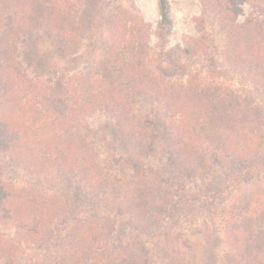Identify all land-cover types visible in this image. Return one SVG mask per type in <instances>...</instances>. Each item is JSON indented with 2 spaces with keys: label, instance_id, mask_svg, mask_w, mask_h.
I'll list each match as a JSON object with an SVG mask.
<instances>
[{
  "label": "rangeland",
  "instance_id": "obj_1",
  "mask_svg": "<svg viewBox=\"0 0 264 264\" xmlns=\"http://www.w3.org/2000/svg\"><path fill=\"white\" fill-rule=\"evenodd\" d=\"M44 2L27 1L29 21L11 40L0 31V53L6 58L4 61L0 59V69L12 55L15 60L9 63L27 80L33 83L43 81L52 89H49L52 96L70 80L88 76L98 69L104 74L101 63L110 53L113 16L119 6L136 17V24L142 22L150 27V52L144 67L140 68V75L144 80L173 85L176 89L174 98L179 103L176 109L167 108L161 105L154 91L135 90L118 97L116 105L103 106L92 112L84 99L79 100L84 107L77 108L79 119L75 122L66 110L68 100L56 99L55 107L64 118L58 124L45 122L44 116L33 114L36 111L27 109L19 101L16 104L12 100L16 96L10 92L5 109L0 108V127L7 130L6 133L0 130V264H47V260L67 264L66 261L73 258L71 255L63 256V259L57 255L62 250L66 233L57 235L53 225L46 227L49 231L44 232L42 241L41 228L35 217L47 208L34 204V196L46 199L61 197L64 215L69 222L73 213L79 212L83 220L94 214L93 202L107 207L106 214L102 215L113 223L107 240L129 250L121 261L132 257V264H138L140 256L145 254L152 259L162 256L161 264H166L165 251L180 253L187 264H230L229 260L238 255L237 245L228 243L229 218L219 209L212 206L215 211L204 209L195 214L182 199L175 198L167 204V213L158 233L160 236L153 242L144 241L133 235L129 224L131 219L121 212L125 206L115 199L122 184L120 188L112 184L114 186L110 185L108 192H99L90 189L105 188L103 182L98 186L86 182L94 175H100L106 181L123 179L131 184L139 172H144L150 187H154L152 190L177 188L179 196H185V191L213 186L222 188L229 169L214 163L212 157L204 153L203 156L196 154L194 164L185 162L175 149L171 124H191L189 118L218 109L213 99L216 95L226 97L231 93L248 101V107H245L247 114H264V88L252 81L247 72L235 69L227 59L232 44L252 48L264 46V0H205V8L200 0H169L173 31L163 40L157 38L161 22L158 0H63L58 6L47 4V7ZM42 12L53 14L58 23L56 29L36 21L44 14ZM249 20L252 22L248 23ZM202 37L205 40L195 49L197 56L185 55L182 61L175 63L165 58V52L188 48L189 44ZM7 38L12 45L10 47L2 45ZM184 87L191 90L184 93ZM219 111L231 113L228 107ZM39 122L45 123V128H34L50 131L46 141L48 145L55 146L52 160L45 168L41 163H33L35 153L29 147L33 141L40 140L41 134L34 129V136L27 134L23 145L16 138L17 132ZM135 127L152 133L137 136ZM35 135L39 139L36 140ZM14 139L16 143L12 142ZM71 139L79 148L82 146L84 161L87 158L83 153L91 154L88 165L93 168L94 175L85 167L87 161L79 173L69 169L64 173L60 164L67 158L60 156L57 145L64 148V142ZM2 141L12 145L11 151L15 156L6 153L8 151L3 149ZM23 148L28 150L23 152ZM73 162L71 160L68 164ZM241 184L242 190L250 188L247 182ZM238 192L225 193L223 210L232 208L233 201L240 195ZM138 193L136 191L135 195ZM8 197L14 202L13 206L6 204ZM249 245L240 240L238 246L245 250L258 249L262 246L259 236L254 234ZM77 259L82 264L91 263L89 258L84 260L79 256ZM115 259L119 261L120 258ZM142 264L148 262L143 260Z\"/></svg>",
  "mask_w": 264,
  "mask_h": 264
},
{
  "label": "trees",
  "instance_id": "obj_2",
  "mask_svg": "<svg viewBox=\"0 0 264 264\" xmlns=\"http://www.w3.org/2000/svg\"><path fill=\"white\" fill-rule=\"evenodd\" d=\"M27 1L0 0V31L3 34H7L10 40L29 21ZM42 1H47L44 2L46 7L47 4L49 6L52 4L58 6L59 3H63V0ZM204 1L200 0L205 8ZM158 6L161 22L158 27L157 38L163 40L166 35H170L173 31L169 0H158ZM204 12L206 13L207 10L205 9ZM42 14L36 21L45 27L56 29L58 23L53 18V14L50 15L49 12H42ZM137 20L142 21L140 19ZM252 20H249L248 23H251ZM136 22V17L133 14H129L123 7L118 6L114 12L111 27L110 53L104 62L101 63V66H104L103 72L106 77L98 69L88 76L68 81L64 86L59 87L56 92L52 91L54 96L50 92L52 89L46 87L43 81L33 83L27 80L24 74H20L15 66L9 63L15 60V57L11 55L8 62H4L0 69V91L4 89L0 94L1 110L5 109L7 99L11 96L10 92H12L13 96H16L12 99L16 104L20 102L27 109H33L36 113L30 112L44 116L47 120L45 122L55 121L59 124L64 118L59 110L56 109L55 103L59 99H67L66 110H68L70 118L72 117L71 120L76 122L79 119L77 108L84 107V104H79V100L85 99L86 107L93 112L103 106L109 108L111 105H116L117 102L115 101L118 97L135 90L154 91L158 99L161 100L162 106L176 109L179 102L174 98L176 89L173 85L162 81L144 80L140 75V68L144 67L150 52V27L142 24V22L138 25ZM128 26L130 29H128ZM199 28L203 32L202 28ZM8 38L4 39L2 45L12 46ZM204 40L202 37L200 40L189 44L188 48H178L165 52L164 56L173 63L182 61V57L185 55L197 56L198 51L195 49ZM232 46V50L228 52L229 57L227 56L229 64L241 72L250 74L252 81L257 82L264 88V46L258 45L255 46L256 48H252L237 43L232 44ZM0 50L2 52V49ZM1 54L0 59L4 61L6 58ZM110 72L112 75H110ZM116 73L118 75L113 77ZM182 90L186 93L191 89L188 90L184 87ZM213 99L216 105L219 106L217 110L208 113L203 112L196 118H189L192 123L188 125H184V122L171 124V128L174 131L175 149L180 152L185 162L194 164V159L198 156L196 154L203 156L202 154L204 153L206 156H211L214 163L229 169L227 180L222 185V188L211 186L212 188L208 187L207 189H198L191 192L185 191V196H179L176 192L177 188L152 190L153 186L150 187L144 172H139L137 179H134L131 184L123 179L106 181L102 176L94 175L93 168L88 165L91 154L84 152L83 154L87 158L85 167L91 173L93 172L92 174L94 175L86 183L91 186H98L100 182H103L106 186L105 188L98 186V188L95 187L96 189L93 187L90 189L99 192H108L109 186L112 184H115L118 188L122 184V188L116 194L117 198L115 196V199L124 204L126 210L124 208L121 212L131 219L129 224L133 235L144 241L153 242L160 236L158 233L162 229L163 219L167 213V204L175 198L182 199L184 204L190 207L189 209L195 214H200L204 209L215 211V209L211 208L213 206L229 218L227 222V241L237 245L238 255L233 260H229V263L264 264V114L260 116L247 114L245 107H248V101L235 93H231L226 97L216 95ZM118 107L119 105L116 106V109ZM224 107L229 108L231 111L230 115L219 111V109L221 110ZM25 119L26 121L28 120V118ZM38 125H29L23 131L17 132L16 138L23 145L27 134L34 136V129L41 134L40 140H37L39 136L35 135L34 138H36L37 142L33 141L29 147L34 149L32 150L35 153L32 158L33 163H41L42 167L44 166L45 168L52 160L51 156L55 146L48 145L46 141L47 134L50 131L44 132L34 128L35 126L45 128V123L39 122ZM0 130L4 133L7 131L2 127H0ZM134 131L137 136L141 137L152 133L150 130L137 129V127H135ZM9 133L12 132L10 131ZM2 142L3 149L8 151L6 153L15 156L13 151H11L12 145L8 141ZM12 142L16 143V140L14 139ZM58 146L57 148H60L61 152L60 156L67 158L65 163L61 162L60 164L63 167L62 169H64V173L66 172L65 169L79 173V170H82L84 168L82 166L85 164L81 156L82 151H84L82 146L79 148L73 139L64 142V148ZM18 148L20 149L19 145ZM25 150L28 149L23 148V152ZM71 160L75 162L68 164ZM93 166H95L94 162ZM242 182H247V186H250V188L242 190ZM234 190L240 191L238 192L240 195L233 201L232 208H224L223 210L222 203L225 193ZM136 191L139 192L137 196L135 195ZM26 192L24 191V193ZM29 193L33 192L29 191ZM60 198L46 199V197L34 196L32 199L33 203H38L40 208H47L43 212L37 213L35 217L38 226L41 228L39 231L41 232L42 241H44V232H46L48 229L46 227L48 226L53 225L52 227L57 235L66 233L62 250H59L57 255L62 256L63 259V256L69 257L72 255L73 258L66 259L67 264H82V261L77 259L79 256L83 257L84 260L89 258L90 264H132V257L121 261L129 250H126V248L121 249L116 246L115 242L107 240L109 228L113 225L111 219L102 215L106 214L107 207L93 202L94 214H90L88 218L83 220L79 216V212L73 213L72 221L69 222L66 219V215H64V208ZM6 204L13 206L14 202L8 197ZM57 222L58 226L56 225ZM36 230L37 228H35ZM254 234L259 236V241H261L262 245L260 248L245 250V248L238 246L241 240L242 242H247V246L250 247L249 244L254 238ZM156 257L157 259L153 258V260L144 254L140 256L141 260L140 262L138 261V264H142L143 260H146L148 264H161L163 257ZM115 258L120 259L117 261ZM164 259L166 264L188 263L184 262L180 253L177 252L168 253L164 251ZM63 263L65 264V262ZM47 264H59V262L47 260Z\"/></svg>",
  "mask_w": 264,
  "mask_h": 264
}]
</instances>
